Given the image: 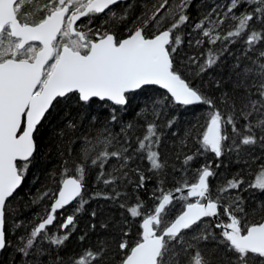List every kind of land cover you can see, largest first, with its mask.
<instances>
[{"label":"snow or ice","instance_id":"6c2138e0","mask_svg":"<svg viewBox=\"0 0 264 264\" xmlns=\"http://www.w3.org/2000/svg\"><path fill=\"white\" fill-rule=\"evenodd\" d=\"M0 264H264V0H0Z\"/></svg>","mask_w":264,"mask_h":264},{"label":"trees","instance_id":"16d2710c","mask_svg":"<svg viewBox=\"0 0 264 264\" xmlns=\"http://www.w3.org/2000/svg\"><path fill=\"white\" fill-rule=\"evenodd\" d=\"M39 175V174H37ZM42 177H40V181H42ZM29 184H34V187H33V191H35L36 188H39L41 185H40V182H36V181H33L31 177H29ZM34 210H35V206H34Z\"/></svg>","mask_w":264,"mask_h":264}]
</instances>
